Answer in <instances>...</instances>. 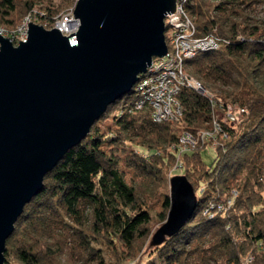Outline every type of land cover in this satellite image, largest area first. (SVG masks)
Segmentation results:
<instances>
[{
  "label": "trees",
  "instance_id": "trees-1",
  "mask_svg": "<svg viewBox=\"0 0 264 264\" xmlns=\"http://www.w3.org/2000/svg\"><path fill=\"white\" fill-rule=\"evenodd\" d=\"M260 1H183L194 34L220 40L185 59L211 97L184 84L180 116L162 121L147 107L130 108L134 85L109 103L24 204L5 239L7 264H264V18L251 14ZM35 4L42 12H33ZM57 10L51 0H0V25L11 29L33 12L50 27ZM227 104L246 107V116L221 122L214 143L180 150L174 124L192 133L210 129ZM110 114L112 127L101 131L97 122ZM207 145L214 151L209 163L201 155ZM178 169L193 187L195 207L176 232L153 244L152 216L165 219L168 177ZM158 195L161 209L153 214L147 202Z\"/></svg>",
  "mask_w": 264,
  "mask_h": 264
},
{
  "label": "water",
  "instance_id": "water-1",
  "mask_svg": "<svg viewBox=\"0 0 264 264\" xmlns=\"http://www.w3.org/2000/svg\"><path fill=\"white\" fill-rule=\"evenodd\" d=\"M176 0H75L78 28L63 34L27 21L25 40L0 35V264L5 239L43 177L167 51L164 17ZM203 89L200 85L199 87ZM169 208L152 232L158 244L195 207L182 173L168 177Z\"/></svg>",
  "mask_w": 264,
  "mask_h": 264
},
{
  "label": "built area",
  "instance_id": "built-area-1",
  "mask_svg": "<svg viewBox=\"0 0 264 264\" xmlns=\"http://www.w3.org/2000/svg\"><path fill=\"white\" fill-rule=\"evenodd\" d=\"M183 1L176 0L174 12L164 17V37L166 36L168 42L166 53L161 57H152L151 63L144 73L139 74L134 84L136 98L130 108L147 107L150 109L152 119L156 121L178 119L182 108L177 94L182 85L190 84L200 89L199 83L186 71L185 59L199 50L216 48L220 43L219 38L213 34L202 36L194 34V24L184 10ZM34 18V13L29 12L11 29L0 25V35L17 44L19 40L26 39L27 21L31 22V19L35 20ZM78 24L73 12L56 21V27L63 34L76 31ZM199 91L211 97L204 88ZM246 113V107L227 104L219 114L215 113L210 129L192 133L177 125L180 126L177 132L180 150L194 145L198 140L212 138L214 143L216 133L222 131L221 122L235 124L244 118ZM180 165L181 162H177L174 168Z\"/></svg>",
  "mask_w": 264,
  "mask_h": 264
},
{
  "label": "rangeland",
  "instance_id": "rangeland-1",
  "mask_svg": "<svg viewBox=\"0 0 264 264\" xmlns=\"http://www.w3.org/2000/svg\"><path fill=\"white\" fill-rule=\"evenodd\" d=\"M51 1L54 4V6H57L58 10L53 16V22H52V25L50 27H54V26L56 27V21L57 20L60 21L63 16H66V15L72 13L73 5H74V1L75 0H68V2H66V0H51ZM38 10H40L42 12V8L38 7V5L35 4L34 7H33V12L38 11ZM251 14L255 15L256 17L264 18V0H262L259 3L255 4V6L253 7V10L251 11ZM31 20L33 22H35V23H39L38 21H35L33 19H31ZM44 27H46V26H44ZM50 27H46V28H50ZM165 38H166V36H165ZM165 41L167 42V40H165ZM167 44H168V42L166 43V45ZM186 71L188 72L187 67H186ZM188 74H189V72H188ZM190 77H192V76L190 75ZM199 85H201V84L199 83ZM111 121H112V115L111 114L109 116L105 117L104 119L99 120L97 122V124L99 126V129L101 131L108 130L110 127H112ZM179 127L180 126L177 127L176 124L173 125V128H174L175 132H178ZM102 147L103 148H107L108 146L106 144H103ZM201 155H202L203 160L205 162L209 163L212 160V157L214 155V151H213L211 146L207 145L201 150ZM120 168H121V170L124 173V178H125L126 182H130L131 179H132V169L125 166L124 160H123V153L121 154ZM172 169H174V168H172ZM179 171H180L179 169L175 170L173 174L179 173ZM167 192H168V183H167ZM233 192H234V195H236V190H233ZM162 200H163V196L162 195H158L157 197H155V199L150 200V201L147 202V205H148L151 213L154 214L155 211H158V210L161 209ZM159 224L160 223L157 222L155 216L153 215L152 216V228H153V231L159 226ZM144 257H145V255H141V258H144ZM12 264H15V262L12 261ZM124 264H134V261H130V262L126 261Z\"/></svg>",
  "mask_w": 264,
  "mask_h": 264
},
{
  "label": "bare ground",
  "instance_id": "bare-ground-1",
  "mask_svg": "<svg viewBox=\"0 0 264 264\" xmlns=\"http://www.w3.org/2000/svg\"><path fill=\"white\" fill-rule=\"evenodd\" d=\"M135 82H136V81H135ZM135 82H134V84H135ZM134 84H133V85H134Z\"/></svg>",
  "mask_w": 264,
  "mask_h": 264
}]
</instances>
